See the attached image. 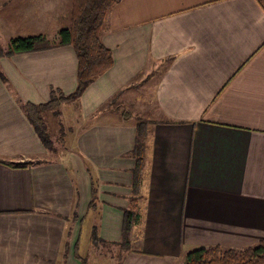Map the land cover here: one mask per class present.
Returning <instances> with one entry per match:
<instances>
[{
  "label": "crops",
  "instance_id": "1",
  "mask_svg": "<svg viewBox=\"0 0 264 264\" xmlns=\"http://www.w3.org/2000/svg\"><path fill=\"white\" fill-rule=\"evenodd\" d=\"M61 1L21 19L56 38L45 12ZM102 43L112 67L60 106L74 132L56 152L20 102L74 92L73 48L0 57V161L34 163H0V264L88 262L78 241L89 215L96 259L121 241L132 197L122 264H185L197 248L263 239L264 0H120Z\"/></svg>",
  "mask_w": 264,
  "mask_h": 264
},
{
  "label": "trees",
  "instance_id": "2",
  "mask_svg": "<svg viewBox=\"0 0 264 264\" xmlns=\"http://www.w3.org/2000/svg\"><path fill=\"white\" fill-rule=\"evenodd\" d=\"M118 2L120 0H71L70 23L68 27L58 31L55 39H49L43 35H34L11 39L5 48L0 44V57L65 45L71 46L74 50L77 60L74 92L65 95L59 89H51L49 101L46 103L20 102L24 115L32 125L43 147L50 152H56L57 147L52 141L43 114L52 111L58 115L62 104L77 101L90 83L112 67V54L103 45L102 35L108 12ZM0 78L6 83L7 79L1 71ZM136 150L141 152L142 147L138 145ZM0 163L13 168H25L34 164L33 162L6 163L4 161H0ZM139 199V197L130 199V208L124 213L122 239L114 244L121 251L119 264H122L123 252L129 249V234L138 217L136 204ZM99 240L94 233L93 242L96 243ZM79 259L80 264H87L85 259L81 257ZM185 264H264V238L252 246L241 249L223 248L221 246L197 248L185 255Z\"/></svg>",
  "mask_w": 264,
  "mask_h": 264
},
{
  "label": "rangeland",
  "instance_id": "3",
  "mask_svg": "<svg viewBox=\"0 0 264 264\" xmlns=\"http://www.w3.org/2000/svg\"><path fill=\"white\" fill-rule=\"evenodd\" d=\"M38 1L39 0H0V22L2 23L3 27L7 28L4 29V31L8 32L7 34L0 33V44L2 47L5 48L11 39L17 37L24 38L28 36H34L33 34L42 35L37 34L39 33L37 32L38 28L33 26L32 21H22L21 19V16L24 15L22 13H32L33 15H36V12L38 14L40 13V4H38ZM58 8L61 10L64 8L67 17L62 16L59 19L58 15H56ZM70 8L71 0H62L61 3L54 6L52 11H48L47 8V11L45 12V17L48 20L46 27H50V24H52V26L46 31H54V29H57L56 31H58V29H62L60 27H68L70 23ZM50 39H55V34L50 36ZM59 114L56 115L52 111H47L43 114L47 129L49 130L50 136L52 137V141L55 146H61L62 144V141L59 139V137L64 139L67 138V135L71 136L74 132V128L70 130L69 123L65 121V116H59ZM134 119H136V123L140 121L139 118L137 119V117H134ZM72 120L75 121L74 118H72ZM91 219L92 216L89 215L82 224L81 236L80 240L78 241L80 255L88 259L87 264H119L121 251L117 245H104L103 247L100 246V249L99 246H97L99 250L95 249L96 253L94 254L96 259L92 258L93 253L91 252H93L94 247L91 241V231L89 227V221ZM102 249L107 250L105 256L104 254L99 255V253H102ZM85 250H87V252L89 251L88 255ZM109 257H111V259ZM89 259H91V261Z\"/></svg>",
  "mask_w": 264,
  "mask_h": 264
}]
</instances>
